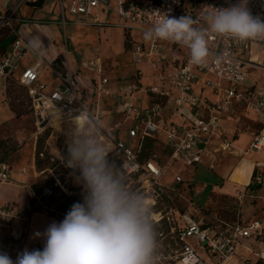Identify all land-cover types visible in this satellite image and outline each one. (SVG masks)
Listing matches in <instances>:
<instances>
[{
  "label": "built area",
  "instance_id": "built-area-1",
  "mask_svg": "<svg viewBox=\"0 0 264 264\" xmlns=\"http://www.w3.org/2000/svg\"><path fill=\"white\" fill-rule=\"evenodd\" d=\"M14 1L8 12H0V31L7 28L13 35L9 49L5 53L0 50V79L3 80L14 78L32 50L13 26L14 22H23L17 19L18 11L25 3L35 5L41 0ZM55 1L56 23L64 31V44L60 48L64 59L53 67L59 83L42 82V57L34 66L24 69L19 78V83L28 89L36 115L43 122L55 117L64 121L73 116L99 121L102 140L112 146L108 155L124 173L128 186L133 190L135 182L133 191L143 194L149 202L154 225L165 220L173 224L172 240L157 243L156 264H232L241 249L253 254L256 261L240 256L237 264H264V250L255 253L244 245L246 240H264V218L249 222L216 220L207 224L182 215L173 203L179 196L178 186L183 177L177 174L167 184L159 153L152 151L145 157L146 145L153 142L166 152L169 164L195 168L203 163L210 140L219 136L223 121L237 106L264 119V39L241 42L209 32L210 55L205 66L190 63L189 49L180 44L158 39L132 40L134 63L139 68L150 64L157 74V83L143 88L138 74L130 83L109 91V79L102 77L101 62H90L86 68L101 77L90 96L93 104L81 89L78 75L72 71L67 47L68 26L105 27L103 12H112L123 19L126 22L123 28L129 37L133 33L144 37L160 13L177 18L187 15L196 21L194 26L207 28L205 14L234 5L238 0ZM248 8L254 16L264 19V0H248ZM140 90L150 95L151 101L146 107L135 99ZM204 90L212 91L217 100H207ZM106 97L114 98L117 112L124 124L129 125L128 142L119 139L116 126L105 129L101 124ZM263 141L264 136L257 138L253 149L260 150ZM12 174L11 166L0 162V185L14 184ZM254 183L264 187L262 173L256 174ZM28 196L33 201L31 192ZM159 207H164L165 215ZM31 220L29 209L9 201L0 202V252H6L13 261L23 251Z\"/></svg>",
  "mask_w": 264,
  "mask_h": 264
},
{
  "label": "clouds",
  "instance_id": "clouds-1",
  "mask_svg": "<svg viewBox=\"0 0 264 264\" xmlns=\"http://www.w3.org/2000/svg\"><path fill=\"white\" fill-rule=\"evenodd\" d=\"M204 21L207 28L194 26L196 21L187 15L160 13L144 39L185 46L190 63L198 66H205L210 55L209 32L241 42L264 39V19L251 13L248 0L216 8L205 14ZM30 47L38 49L39 43ZM61 162L82 185V202L74 203L61 222L53 221L43 234H35L44 238L42 250L25 248L15 261L0 252V264H156L151 206L143 194L128 186L124 173L109 159L99 121L88 117L73 122Z\"/></svg>",
  "mask_w": 264,
  "mask_h": 264
},
{
  "label": "crops",
  "instance_id": "crops-1",
  "mask_svg": "<svg viewBox=\"0 0 264 264\" xmlns=\"http://www.w3.org/2000/svg\"><path fill=\"white\" fill-rule=\"evenodd\" d=\"M41 1V4L38 5L31 3L23 4L20 7V10L23 7H26L29 12H34L27 17L17 16V19L20 20L21 18L23 19V22L18 21L14 22L13 24V26L16 27L19 35L30 45L33 42L39 43L38 49H33L32 51V53L36 54L38 58L30 63H26L24 60L21 63L20 70L15 74L13 79H0L1 98L11 94L10 89L8 88L11 82L16 78L19 83V78L23 70L34 66L39 57H42L44 60L40 68L42 82L47 85L59 83L56 79L53 67L55 66L54 64H57L64 59V54L60 49L64 43L61 44V46L58 45L57 35L51 29L54 26L60 27L59 24L56 23L58 18L56 1ZM14 3V0H0V12H8ZM102 19L107 25L102 28H96V30L99 31L98 33H100V36L99 38H96V42H94V50L84 51L79 47H76L73 49V57L69 51V63L72 71L78 75L79 85L85 96L88 98L89 102L92 104L93 100L90 98V96L94 91L95 83L98 82L101 77L93 70L86 68V65L90 62H101L103 66L102 77L109 79V85L107 86L109 91H115L119 86L130 83L136 79L138 74V78L141 80L143 88H147L150 85H155L158 81L157 74L152 70L150 64L145 63L141 68H139V66H137L133 61L131 52L132 43L134 41H140L144 37L138 33H133L129 37L127 31L123 28V25L126 24V22L112 12H103ZM71 26L75 28H93L85 26ZM115 27L120 29L119 35L116 32H113ZM9 34L10 37H13L11 31ZM110 39H112L114 42L112 47L110 44ZM118 44L119 47L117 46ZM67 47L69 50V44H67ZM123 56H127L129 59H126ZM122 63L131 68V74H127L126 76H118V73L121 72L120 68L118 70V66H121ZM111 71L114 73L113 75H110ZM202 87L203 85L200 84L199 88ZM204 97L211 101L217 100L215 94L210 90H204ZM135 99L142 107L148 106L151 101L150 95L144 90H140L136 94ZM0 101H2V99ZM0 106H2L0 107V111H3V113L6 115V118L8 115H14L16 112V110H11L10 108L7 110V108H5L1 102ZM102 110L105 112L100 120L103 127L105 129H109L116 126L119 139L125 141V134L127 131H123L122 129V127H125L124 119L117 112L116 101L113 97L104 98ZM240 110L248 112L242 106H237L234 110V113L225 118L219 136L213 137L210 140L207 150L204 153L203 163L199 165L204 167V169L208 167L210 170L214 171L215 179L206 184L208 185L207 189H209L208 194H211L212 198L216 196V200L218 202L219 200H223L222 207L216 204L218 208L220 207L218 209L219 211L224 209L222 210V213L218 212L221 213V218L217 220H223L227 222H234L239 219L244 222H249L264 218V187H262L260 190H256L258 185L254 183L255 173H262L264 178V141L260 150H255L252 147L257 138L264 136V119L260 118L254 113L248 112V114L250 113L251 116V122L249 124L240 123L239 127H237L234 119L236 117L235 115H237V112ZM104 119L106 120L105 125L102 123ZM229 123H235L236 126L232 127L233 130H230L231 127ZM236 131H238V134H236ZM20 188L22 187L15 183L0 185V202L9 201L19 205L22 192ZM198 192L199 191L197 187V197L199 194ZM248 195H251L253 199L257 200V204L254 206L255 209L254 207L243 209V207L246 206L245 202L248 199ZM227 203H232L235 205V207L232 206L231 210L229 204ZM20 205L22 204L20 203ZM256 208L260 210L257 211ZM230 212L233 213L231 216L229 214H225ZM218 213H216V215H218ZM256 217H259V219H256ZM41 221H48L49 223H52L53 221L57 223L60 222L53 217L41 213L32 216L31 225L27 232L24 243V249L27 248L29 251H31V247L35 246L37 243L41 244V242H43L41 244V249H43V236L35 235L37 232L41 234L44 233V231H41L40 225H38L41 223ZM244 245L255 253H259L264 250V240L261 239L257 241L253 239L246 240ZM240 256H245L252 259L253 261H256L253 254H250L245 249H241L232 264H237V259H239Z\"/></svg>",
  "mask_w": 264,
  "mask_h": 264
},
{
  "label": "rangeland",
  "instance_id": "rangeland-1",
  "mask_svg": "<svg viewBox=\"0 0 264 264\" xmlns=\"http://www.w3.org/2000/svg\"><path fill=\"white\" fill-rule=\"evenodd\" d=\"M33 12H29L26 7H23L18 11L17 16L27 17ZM51 29L56 33L58 45L61 46L64 43V31L57 26ZM119 30L118 27H115L113 32L119 35ZM98 32L96 27L89 29L68 26L66 33L69 37V51L72 57L73 49L76 47L84 51L94 50V42L100 36ZM10 39L13 40V37H10ZM110 44L111 47L114 45L112 39H110ZM117 46L119 47V44ZM32 51L33 49L27 55L25 59L26 63H30L38 58ZM124 58L127 59L128 57L126 56ZM119 68L121 72H117L118 76L131 74V68L129 66L122 63L121 66H118V70ZM112 71L110 75L114 74ZM8 88L11 94L3 98L0 97V100L2 99L0 102L7 110L10 108L11 110H16V112L14 115H8L6 118L3 111H0V144L2 145L0 158L4 157L6 152H8L6 150H9L11 146L16 147V150L10 153L4 162L8 163L13 170V182L22 187L20 188L22 192L19 200L22 205L19 203V206L29 209L31 216L40 213L45 214L47 212L48 216L58 219L61 222L71 209L69 205L71 203L82 202L83 199L82 185L77 183L75 175L72 174V170L66 168L61 162L62 156L66 155L67 132L72 127L73 122L76 121V117L73 116L64 121H60L55 117L52 120L49 119L43 122L41 117L36 115L32 107L26 87L19 84L15 78ZM235 116L234 121L237 127H239L240 123L249 124L251 122L250 113L248 114L244 110L238 111ZM102 123L105 125L106 120L104 119ZM235 123H229L230 130H233L232 127L236 126ZM128 128L129 125L122 127L123 131ZM236 134H238V131H236ZM102 138L103 133L101 132V140ZM125 138V142H128L127 133L125 134ZM102 141L104 142V140ZM104 144L108 152H111L112 146L109 142L106 141ZM4 146L6 150L3 149ZM154 151H157L162 157L161 165L165 168L164 181L167 184L171 183L177 174L184 179L178 186L179 196L174 199L173 207L182 215L189 216L197 222L203 221L208 224L221 218L220 216L224 209L220 211L218 209L222 207L223 200H219L218 202L216 196L212 198L211 194H208L209 189H207L208 185H206L215 179L214 171L208 167L204 169V167L197 166L186 169L176 163L169 164L166 152L159 145H155ZM38 152H41L40 157H37ZM109 159L113 161L112 157H109ZM197 187L199 191L198 197L196 195ZM132 188L136 190L135 182ZM28 192L33 194V201L29 198ZM247 198L245 202L246 206L243 209L253 208L257 204V200L253 199L251 195H248ZM216 204L220 205V207L218 208ZM229 206L231 210L232 206L235 207L232 203ZM159 209L163 210L164 207H159ZM256 210L259 211L260 209L256 208ZM163 212L165 215L166 211L163 210ZM225 214L231 216L233 213ZM256 219H259V217H256ZM50 224L48 221H41L38 225H40L41 231L45 232ZM172 226L173 224L168 223L166 220L162 221L161 224H155L157 243L172 240ZM41 244L37 243L31 247V250H42ZM22 250H24V245ZM17 256L18 254L14 256L15 260Z\"/></svg>",
  "mask_w": 264,
  "mask_h": 264
},
{
  "label": "trees",
  "instance_id": "trees-1",
  "mask_svg": "<svg viewBox=\"0 0 264 264\" xmlns=\"http://www.w3.org/2000/svg\"><path fill=\"white\" fill-rule=\"evenodd\" d=\"M42 1H40L39 3L35 4V5H38V4H41ZM9 29H3L0 31V50H1V53H5L8 49V47L10 46V44L12 43V39H10V34H9ZM9 40V41H8ZM8 41V42H7ZM58 64V63H57ZM57 64H54L56 67H57ZM118 135V134H117ZM154 147L155 145L153 144V142H149L147 145H146V152H145V157H149L151 154H152V151H154ZM2 148V145L0 144V149ZM4 150H6L5 146L3 147ZM16 150V147L15 146H11V148H9V150H6L8 152H6V154L4 155L3 158H0V162H4L6 160V157H8V155L10 153H12L13 151ZM40 154L41 152H38L37 153V157H40ZM110 157V155H109ZM39 163V162H38ZM37 163V164H38ZM255 176H256V173L254 175V179H255ZM252 187V186H250ZM262 188L261 185H258L256 187V190H260ZM70 200V199H69ZM32 202V201H31ZM73 205V203H71L69 205V207H71ZM58 220V219H57Z\"/></svg>",
  "mask_w": 264,
  "mask_h": 264
},
{
  "label": "bare ground",
  "instance_id": "bare-ground-1",
  "mask_svg": "<svg viewBox=\"0 0 264 264\" xmlns=\"http://www.w3.org/2000/svg\"><path fill=\"white\" fill-rule=\"evenodd\" d=\"M75 118V117H74ZM75 120L77 121V122H80V121H83V120H85L83 117H77V118H75Z\"/></svg>",
  "mask_w": 264,
  "mask_h": 264
}]
</instances>
